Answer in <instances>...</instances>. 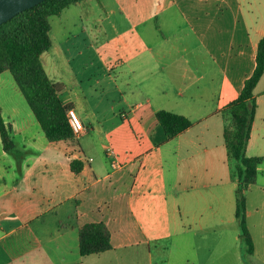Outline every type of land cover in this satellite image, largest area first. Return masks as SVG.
<instances>
[{
	"label": "crops",
	"instance_id": "obj_1",
	"mask_svg": "<svg viewBox=\"0 0 264 264\" xmlns=\"http://www.w3.org/2000/svg\"><path fill=\"white\" fill-rule=\"evenodd\" d=\"M145 2L92 0L50 17L40 59L84 125L73 139L48 141L0 73L19 150L18 161L0 138V264H264V160L245 190L244 256L221 112L254 70L264 0H155L148 16ZM253 95L246 155L264 158V72ZM158 110L191 125L168 139ZM90 222L111 248L81 256L78 228Z\"/></svg>",
	"mask_w": 264,
	"mask_h": 264
},
{
	"label": "trees",
	"instance_id": "obj_2",
	"mask_svg": "<svg viewBox=\"0 0 264 264\" xmlns=\"http://www.w3.org/2000/svg\"><path fill=\"white\" fill-rule=\"evenodd\" d=\"M92 0H43L25 9L0 25V73L9 71L26 100L34 117L50 142L73 139L68 121V105L59 97L60 84L47 76L40 55L51 46L50 17L70 5H80ZM98 1V0H96ZM264 72V35L257 43L255 67L244 81L238 96L222 109L227 124L223 130L227 155L233 161L235 188V219L239 229V242L243 255L253 252V242L246 224L245 190L256 182L258 166L263 157L247 156L246 146L254 119L256 101L253 90ZM156 119L166 138L170 139L186 130L191 121L183 115L158 110ZM0 138L5 151L19 161V150L14 146L5 127L0 108ZM74 173H79L82 163L71 161ZM78 251L81 256L98 254L111 248L110 233L101 222H90L78 228Z\"/></svg>",
	"mask_w": 264,
	"mask_h": 264
},
{
	"label": "water",
	"instance_id": "obj_3",
	"mask_svg": "<svg viewBox=\"0 0 264 264\" xmlns=\"http://www.w3.org/2000/svg\"><path fill=\"white\" fill-rule=\"evenodd\" d=\"M43 0H0V25L17 13L31 8Z\"/></svg>",
	"mask_w": 264,
	"mask_h": 264
},
{
	"label": "built area",
	"instance_id": "obj_4",
	"mask_svg": "<svg viewBox=\"0 0 264 264\" xmlns=\"http://www.w3.org/2000/svg\"><path fill=\"white\" fill-rule=\"evenodd\" d=\"M67 117H68V121L70 123V126L72 128L73 135H76L80 131L83 130L84 125H83L81 119L75 114V112L72 109H69L67 111ZM107 151H108V153L112 154V151L110 149H108ZM112 165L115 166L114 163Z\"/></svg>",
	"mask_w": 264,
	"mask_h": 264
},
{
	"label": "rangeland",
	"instance_id": "obj_5",
	"mask_svg": "<svg viewBox=\"0 0 264 264\" xmlns=\"http://www.w3.org/2000/svg\"><path fill=\"white\" fill-rule=\"evenodd\" d=\"M154 1L155 0H146V2L144 3L145 4L144 8H145V15L146 16L151 15L154 12L153 11V10H155L154 9ZM164 162H165V165H166L165 168L167 169V165H168L167 158L165 159ZM167 173H168V171H167Z\"/></svg>",
	"mask_w": 264,
	"mask_h": 264
}]
</instances>
